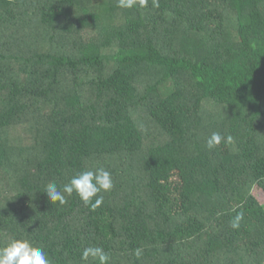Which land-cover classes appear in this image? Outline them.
Wrapping results in <instances>:
<instances>
[{"label": "trees", "instance_id": "16d2710c", "mask_svg": "<svg viewBox=\"0 0 264 264\" xmlns=\"http://www.w3.org/2000/svg\"><path fill=\"white\" fill-rule=\"evenodd\" d=\"M158 5L0 0V248L33 239L53 264H99L86 247L109 264H264L251 193H264V0ZM97 168L113 187L96 208L44 193ZM25 210L20 238L7 212Z\"/></svg>", "mask_w": 264, "mask_h": 264}, {"label": "clouds", "instance_id": "9594fccd", "mask_svg": "<svg viewBox=\"0 0 264 264\" xmlns=\"http://www.w3.org/2000/svg\"><path fill=\"white\" fill-rule=\"evenodd\" d=\"M148 0H139L141 6H146ZM137 0H117V7L122 9L133 8ZM153 5L158 7V0H153ZM223 137L213 132L207 140L209 149L219 145ZM229 141L231 137L227 138ZM113 187L111 174L103 168L93 171H83L74 176L69 183L58 187L55 183H49L44 189V193L51 202H58L63 205L67 203L66 196L75 193L85 205L98 207L103 202V197H97L93 203V197L97 196L101 190L109 191ZM243 212H238L230 222L233 229L240 227L243 220ZM135 255L139 257L141 250L136 249ZM91 257L98 260L99 264H109V254L101 247H86L83 249L81 259L87 261ZM0 264H51L50 259L41 247L33 246L26 239H12L6 246L0 248Z\"/></svg>", "mask_w": 264, "mask_h": 264}, {"label": "rangeland", "instance_id": "374dc122", "mask_svg": "<svg viewBox=\"0 0 264 264\" xmlns=\"http://www.w3.org/2000/svg\"><path fill=\"white\" fill-rule=\"evenodd\" d=\"M251 193H252V195L255 197V199H256L260 204H264V193H263V191H262L260 188H258V187L255 186V187L252 189ZM9 212H10V211H9ZM9 212H7V214L10 215V222L13 224V226H14L15 228L19 227L17 221H19V219L21 218V216H22V218L24 219V215H25V213H26V210L23 211V212H21V213H19V214H17V213H12L13 216H12ZM17 232L19 233V237L21 238V236H20V227L17 229ZM29 242H30L33 246L41 247V246H39V245H38L33 239H31ZM50 261H51V260H50ZM51 264H53L52 261H51Z\"/></svg>", "mask_w": 264, "mask_h": 264}]
</instances>
